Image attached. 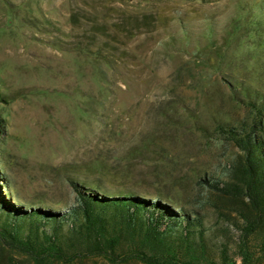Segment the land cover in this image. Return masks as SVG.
Masks as SVG:
<instances>
[{
  "label": "rangeland",
  "instance_id": "obj_1",
  "mask_svg": "<svg viewBox=\"0 0 264 264\" xmlns=\"http://www.w3.org/2000/svg\"><path fill=\"white\" fill-rule=\"evenodd\" d=\"M248 99L264 102V0H0V221L68 212L77 180L201 213L238 264L236 202L209 185L230 186L240 150L215 119L250 118ZM123 257L59 264H148Z\"/></svg>",
  "mask_w": 264,
  "mask_h": 264
},
{
  "label": "trees",
  "instance_id": "obj_2",
  "mask_svg": "<svg viewBox=\"0 0 264 264\" xmlns=\"http://www.w3.org/2000/svg\"><path fill=\"white\" fill-rule=\"evenodd\" d=\"M248 104L255 113L250 118L215 119L216 134L240 150L228 168L230 186H209L228 191L236 202L238 264H264V102L248 99ZM140 143L134 151L155 144L150 138ZM72 184L77 200L66 213L20 207L7 211L0 221V257L12 264H59L85 255L112 262L125 255L148 264H237L223 257L228 255L225 243L215 251L201 213L183 206L175 210L130 192L102 194L77 180ZM16 254L22 260L16 261Z\"/></svg>",
  "mask_w": 264,
  "mask_h": 264
}]
</instances>
